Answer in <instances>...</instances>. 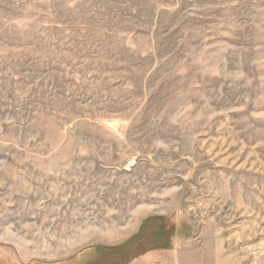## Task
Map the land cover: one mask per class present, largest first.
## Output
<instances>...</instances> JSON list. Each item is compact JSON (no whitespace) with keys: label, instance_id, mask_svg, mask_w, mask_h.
Wrapping results in <instances>:
<instances>
[{"label":"rangeland","instance_id":"1","mask_svg":"<svg viewBox=\"0 0 264 264\" xmlns=\"http://www.w3.org/2000/svg\"><path fill=\"white\" fill-rule=\"evenodd\" d=\"M173 241L264 264V0H0V264Z\"/></svg>","mask_w":264,"mask_h":264},{"label":"crops","instance_id":"2","mask_svg":"<svg viewBox=\"0 0 264 264\" xmlns=\"http://www.w3.org/2000/svg\"><path fill=\"white\" fill-rule=\"evenodd\" d=\"M183 242H175L173 241V248L170 251H165L163 253L164 257L152 256V257H143L142 260L135 261L133 264H153V262L159 261V264H199L196 263L194 253H189L185 251V247ZM187 248V247H186ZM156 254V253H155ZM168 255V256H166ZM11 261L17 264H29L32 260V257L26 259L23 255L19 257H12ZM148 261V262H146ZM210 259L208 260V262Z\"/></svg>","mask_w":264,"mask_h":264}]
</instances>
